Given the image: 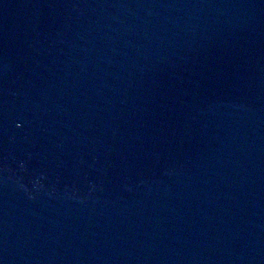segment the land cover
Listing matches in <instances>:
<instances>
[{
    "label": "water",
    "instance_id": "obj_1",
    "mask_svg": "<svg viewBox=\"0 0 264 264\" xmlns=\"http://www.w3.org/2000/svg\"><path fill=\"white\" fill-rule=\"evenodd\" d=\"M0 264H264V0H0Z\"/></svg>",
    "mask_w": 264,
    "mask_h": 264
}]
</instances>
